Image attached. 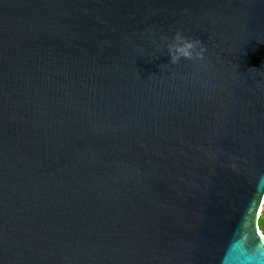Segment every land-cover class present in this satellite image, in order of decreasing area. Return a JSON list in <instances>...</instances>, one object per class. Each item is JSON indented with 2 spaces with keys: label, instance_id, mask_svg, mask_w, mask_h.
<instances>
[{
  "label": "water",
  "instance_id": "1",
  "mask_svg": "<svg viewBox=\"0 0 264 264\" xmlns=\"http://www.w3.org/2000/svg\"><path fill=\"white\" fill-rule=\"evenodd\" d=\"M264 0H0V264H264Z\"/></svg>",
  "mask_w": 264,
  "mask_h": 264
},
{
  "label": "trees",
  "instance_id": "2",
  "mask_svg": "<svg viewBox=\"0 0 264 264\" xmlns=\"http://www.w3.org/2000/svg\"><path fill=\"white\" fill-rule=\"evenodd\" d=\"M260 228L264 232V213L263 216L260 218Z\"/></svg>",
  "mask_w": 264,
  "mask_h": 264
},
{
  "label": "rangeland",
  "instance_id": "3",
  "mask_svg": "<svg viewBox=\"0 0 264 264\" xmlns=\"http://www.w3.org/2000/svg\"><path fill=\"white\" fill-rule=\"evenodd\" d=\"M263 213H264V207H263V210H262V213H261V217L263 216ZM262 234L264 235V232L263 231H262Z\"/></svg>",
  "mask_w": 264,
  "mask_h": 264
},
{
  "label": "bare ground",
  "instance_id": "4",
  "mask_svg": "<svg viewBox=\"0 0 264 264\" xmlns=\"http://www.w3.org/2000/svg\"><path fill=\"white\" fill-rule=\"evenodd\" d=\"M262 233V232H261Z\"/></svg>",
  "mask_w": 264,
  "mask_h": 264
}]
</instances>
